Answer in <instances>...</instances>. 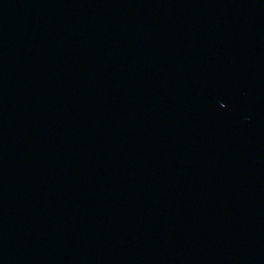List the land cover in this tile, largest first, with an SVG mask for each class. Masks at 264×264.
I'll return each instance as SVG.
<instances>
[{
  "label": "water",
  "instance_id": "water-1",
  "mask_svg": "<svg viewBox=\"0 0 264 264\" xmlns=\"http://www.w3.org/2000/svg\"><path fill=\"white\" fill-rule=\"evenodd\" d=\"M0 264H264V0H0Z\"/></svg>",
  "mask_w": 264,
  "mask_h": 264
}]
</instances>
